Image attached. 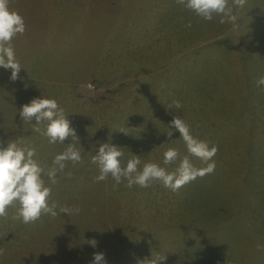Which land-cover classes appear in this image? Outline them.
I'll list each match as a JSON object with an SVG mask.
<instances>
[{
	"label": "rangeland",
	"instance_id": "rangeland-1",
	"mask_svg": "<svg viewBox=\"0 0 264 264\" xmlns=\"http://www.w3.org/2000/svg\"><path fill=\"white\" fill-rule=\"evenodd\" d=\"M9 6L27 25L12 42L25 69L12 81V70L0 68V140L5 147L23 140L50 167L73 141L49 144L19 110L34 98H55L84 159L49 185L53 200L80 212L25 225L10 208L0 218V264H92L94 253L106 264L157 254L167 257L160 264H264V86L256 84L264 76V0L233 6L235 24L204 21L176 0ZM177 115L195 138L218 146L213 174L178 193L159 181L147 188H128L127 180L114 188L111 176L95 181L91 157L108 142L122 148L125 165L139 155L141 170L152 162L175 171L179 161L164 165L163 153L188 155L169 126Z\"/></svg>",
	"mask_w": 264,
	"mask_h": 264
},
{
	"label": "clouds",
	"instance_id": "clouds-1",
	"mask_svg": "<svg viewBox=\"0 0 264 264\" xmlns=\"http://www.w3.org/2000/svg\"><path fill=\"white\" fill-rule=\"evenodd\" d=\"M246 2L247 0H176L178 5L184 6L204 21L211 22L219 17L220 24H235L237 17L233 14V6L243 7ZM9 5L10 0H0V68L11 69L10 79L16 81L19 79L21 69L25 68L17 59L12 42L25 34L27 25L25 18ZM187 27H191V22ZM256 84L258 87L264 86V76L259 77ZM87 87L91 89L93 86L89 84ZM173 105L176 109L183 107L179 100H174ZM19 115L23 122L35 121L33 131L46 137L49 144H64L69 138L73 143H69L63 152L56 154L51 166L48 167L36 158V148L23 140H9L6 147L4 141L0 140V218H7L10 208L17 209L12 219L21 220L25 225L35 224L43 216L55 218L63 213L69 216L78 214L79 207L60 206L53 200L52 187L49 186L59 182L58 175L65 172L69 162L75 166L82 164L84 159L76 147L75 142L80 143V140L65 114V109L55 98L42 96L23 105ZM169 126L180 133L188 153L183 158L177 148H168L163 153L164 165L179 161L175 171L170 172L167 168L152 162L145 163L141 170L139 155H133L125 165L122 163L124 157L122 148L108 142L101 143L98 152L91 157V163L97 165L99 169L95 181H106L111 176L115 181L114 188L124 180H127L128 188L134 185L147 188L152 182L159 181L165 188L178 193L198 178L213 174L216 169L214 157L217 155L218 146H210L206 141L195 138L191 134L190 125L178 115L173 117ZM119 132L126 133L123 130ZM167 134L169 137L172 136V132ZM190 156L197 158L206 166L195 167ZM67 176L71 177V173H67ZM90 243L95 246L97 242L92 240ZM257 247L260 248L259 245ZM166 259V255L157 254L151 260L145 258L139 260L137 264H160ZM92 264H106L105 255L94 253Z\"/></svg>",
	"mask_w": 264,
	"mask_h": 264
}]
</instances>
